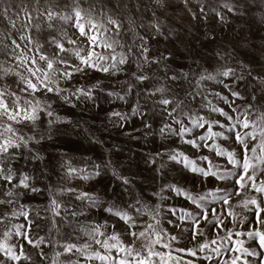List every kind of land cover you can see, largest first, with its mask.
<instances>
[{
	"label": "snow or ice",
	"instance_id": "snow-or-ice-1",
	"mask_svg": "<svg viewBox=\"0 0 264 264\" xmlns=\"http://www.w3.org/2000/svg\"><path fill=\"white\" fill-rule=\"evenodd\" d=\"M182 3L197 19L191 0ZM175 7L176 0H20L0 7V225L15 218L24 221L0 234L5 241L0 243V264H36L30 248L37 250L41 264H264V76L253 75L251 69L245 74L247 65H241L240 75L231 66L214 73L205 70L194 90L181 83L191 86L188 73L169 75L166 70L157 77L150 69H167V57L151 55L150 38L137 31V17L148 11L155 17L157 8L166 12ZM195 7L202 16L211 11L224 19L215 8ZM220 7L243 15L264 7V0H222ZM161 24L157 17L149 27L166 35ZM246 77L256 81L249 97L239 91L241 82L249 90ZM208 81L222 87H203ZM100 93L129 105L131 115L109 112L121 127L139 117L143 128L171 141L155 155L181 166L180 179L165 185L185 202L168 209L176 234L161 227L159 206L149 209L141 199L102 203L77 187L49 184L41 189L34 177L10 166L17 157L43 161L32 145L45 139V124L50 129L63 122L57 107L95 102ZM176 141L179 147L172 146ZM106 166L93 163L89 171L61 165L66 178L85 181ZM112 171L123 185L131 183ZM43 192L48 193L47 203L35 209L33 218L20 198ZM64 196L70 200L60 199ZM93 210L103 222L89 220ZM177 212L182 224L170 219ZM45 226L46 235H40L37 230ZM64 228L72 231L65 233ZM242 236L247 239H238ZM14 238L15 243H7ZM182 240L192 247H178Z\"/></svg>",
	"mask_w": 264,
	"mask_h": 264
},
{
	"label": "rangeland",
	"instance_id": "rangeland-1",
	"mask_svg": "<svg viewBox=\"0 0 264 264\" xmlns=\"http://www.w3.org/2000/svg\"><path fill=\"white\" fill-rule=\"evenodd\" d=\"M19 3L20 0H0V7ZM143 3L148 4L149 0H143ZM198 3L208 9H217L224 15V19L221 20L211 11L206 17L202 16L199 9L195 7ZM221 3L222 0H191V6L198 16L197 19L192 18L182 0H176V7L168 9L166 12L157 8L155 17L151 11L144 13L142 17L138 16L137 31L150 38L151 55L159 56L163 53L167 57V69L163 66L153 65L150 71L155 72L157 77H163L166 70L169 75L188 73L192 84L190 86L186 81H181L185 90H194L195 81L205 70L214 73L227 66L236 68L237 75H240L241 65H247L248 68L243 70L245 74L248 69H251L253 75L264 76V7L253 8L244 12L243 15H238L228 13L226 9L220 7ZM152 7L156 8L154 4ZM157 17L162 22L161 27L163 32L167 33L166 35H158L154 29L149 27ZM124 19L127 27L126 17ZM128 39L131 41V34L128 35ZM246 78L250 81L249 90H245V86L241 82L239 91L249 97L250 89L256 86V81H252L250 77ZM79 82L83 83V81ZM88 82L94 81L89 80ZM158 82L154 81V83ZM202 86L213 90H220L222 87L218 86L215 81H208ZM259 94L257 91V95ZM183 96L184 94L181 93V98ZM209 98L211 99V97ZM238 103L243 104V101H238ZM134 105L135 98H133ZM149 108H151V104H149ZM113 109L128 112L131 115L128 104L113 101L104 93H100L95 102L84 101L78 103L75 108L68 105L57 107V114L63 122L53 124L50 129L45 124L42 129L45 139L40 145H32L33 148L39 149L44 160L32 161L17 157L10 166L19 168L22 173L34 177L33 182L41 189L49 184L77 187L100 197L102 203L104 201L117 203L120 200L134 202L136 199H141L149 209L159 206L161 227L176 234L179 230L174 229L173 224L168 222V209L171 206L179 209L185 202L183 197H178L175 193L170 194L165 185L167 182L180 179L178 172L181 166L169 161L166 156L155 155L157 152L165 151L164 146L171 141L164 140L158 134H153L149 129L143 128L139 117L130 118L121 127L116 118H109V112ZM158 120L159 117H157ZM158 127L159 124L154 123L153 128L156 133H158ZM172 146L179 147V142L176 141ZM205 154L209 153L205 151ZM27 155L28 153L25 151V156ZM66 162L73 167L85 168L89 171L94 170L93 163H104L107 166L102 169L99 176L85 181L78 178H66L65 168L61 167ZM161 163H164L166 167L161 169ZM113 169L129 178L131 183L127 186L123 185L113 175ZM158 169L159 171H157ZM186 175L191 177V173ZM213 186L206 185L205 187ZM198 190L193 189V192ZM47 196V192L30 193L28 197L21 196L20 203L26 204L32 210L33 218H36L35 209L42 208L47 203ZM60 199L69 201L70 197L64 196ZM71 202L80 203L75 200H71ZM235 210L242 211L240 208ZM179 215L180 213L177 212L170 219L175 223L182 224L183 222L178 219ZM93 217L103 222L96 210H93L89 220ZM141 219L145 218L141 217ZM80 220L83 221L84 217H80ZM23 222V218H15L10 220L7 225H0V234L7 228H11L13 224ZM148 222L154 223L150 218H148ZM39 223L44 225L45 221L39 220ZM37 231L40 235H46V226ZM63 231L69 233L72 229L64 228ZM212 235L214 236L215 233ZM17 239L14 238L7 243L13 244ZM238 239L246 240L247 238L242 236ZM4 242L3 236L0 235V243ZM177 246L192 247V244L182 240ZM46 251H49V255L52 254L51 249H46ZM165 251L167 250L165 249ZM28 252L36 264H41L37 250L30 248ZM175 255L184 256L183 253ZM187 259L189 257L185 256V260ZM20 264H29V262L21 261Z\"/></svg>",
	"mask_w": 264,
	"mask_h": 264
}]
</instances>
